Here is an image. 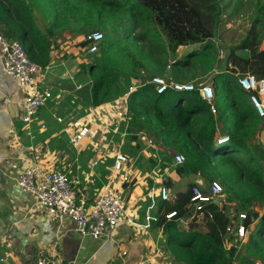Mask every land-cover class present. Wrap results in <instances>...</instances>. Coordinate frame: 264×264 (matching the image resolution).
Returning a JSON list of instances; mask_svg holds the SVG:
<instances>
[{"label": "trees", "instance_id": "1", "mask_svg": "<svg viewBox=\"0 0 264 264\" xmlns=\"http://www.w3.org/2000/svg\"><path fill=\"white\" fill-rule=\"evenodd\" d=\"M226 4L224 0H0V24L5 27L7 37L22 43L31 60L43 67L51 62L50 53L59 45L57 35L63 34L60 22L69 24L74 20L71 30L86 36L97 31L104 34L100 51L89 65L82 66L91 74V84L76 90L69 98L76 104L81 102L85 110L122 96L132 79L140 78L142 71H149L150 56L139 47L146 34L136 35L130 41L141 18H149L167 38L168 49L176 55L172 67L177 72L192 68L197 76H206L217 69L213 40ZM128 24L131 28L127 37L115 40ZM54 28L58 34L50 35L55 39L48 34ZM194 45L202 47L177 60L179 48ZM82 46L86 47L87 42ZM130 46L136 47V51ZM237 73L264 78L261 0L245 38L230 48L225 68L213 78L215 113L198 91L168 89L159 94L151 79L143 81L130 95L128 108L132 119L118 127L120 152L136 158L139 170L165 169L174 165L175 155L182 154L186 161L176 168L180 175L201 176L206 184L202 189L205 194H210L213 182H219L224 196L230 197L220 205L204 204L195 212L185 233L179 230L178 221L190 212L194 205L193 188L199 185L191 184L173 200L160 204L164 205V212L159 223L164 222L167 241L183 239L180 241L183 248L172 249L181 264H264V212L257 209L264 207V143L257 137L264 132V116H259L252 106ZM72 110H60V116L71 114ZM85 115L84 111L80 114ZM220 136L229 137V141L219 145ZM148 141L161 147L159 151L152 150L156 158L139 156L148 147ZM134 184L132 180L125 186ZM169 213H176L171 221L167 219ZM241 214H246L245 220L239 219ZM258 220L241 248L244 251H227L226 242L237 240V226L242 222L250 229ZM199 223L208 229L206 236L197 232Z\"/></svg>", "mask_w": 264, "mask_h": 264}, {"label": "crops", "instance_id": "2", "mask_svg": "<svg viewBox=\"0 0 264 264\" xmlns=\"http://www.w3.org/2000/svg\"><path fill=\"white\" fill-rule=\"evenodd\" d=\"M40 25L45 24L41 21ZM52 32L57 35V28L48 31L50 37ZM57 36L59 45L50 53L51 62L42 66L45 71L39 79L40 90H49L53 99L38 112L32 124V136L27 135L22 121L27 90L4 73L0 53V171L4 177H0V264H38L42 258L53 257L56 264H181L172 249L183 248L180 242L183 239L169 243L164 222L159 223L164 212L160 190L166 187L168 200H173L191 184L205 189L204 179L198 175H180L175 165L141 171L136 167L138 160L131 157L122 171L116 172L114 158L122 146L115 133L120 126L117 111L123 103L119 99L127 91L110 103L85 110L81 102L76 104L70 100L76 90L91 84L92 76L82 66L89 65L94 58H90L82 46L86 35L68 29ZM182 48L177 52V60L190 54L181 53ZM213 74H217V69L206 76H197L192 69L177 82L213 87ZM202 79L211 80L212 84H200L202 82L198 81ZM78 85L83 87L78 89ZM71 108V114L60 116V110L67 112ZM83 111L86 115L81 117ZM80 125H88L95 138L74 147L70 136ZM257 137L264 143L263 131ZM95 147L99 148L100 155H95ZM153 150L159 151L161 147L155 144ZM144 155L157 157L152 150ZM95 161L99 163L92 167ZM34 162H39L45 170L67 173L72 185L91 203L107 185L114 186L124 196L128 215L109 237L100 239L83 236L68 218L55 221L38 210L32 196L17 187L13 180ZM132 180L135 184L126 187ZM194 214L189 212L178 221L181 232H188ZM171 220L173 218L168 219ZM258 224L259 221L250 228L248 240ZM197 232L206 236L208 229L199 223Z\"/></svg>", "mask_w": 264, "mask_h": 264}, {"label": "built area", "instance_id": "3", "mask_svg": "<svg viewBox=\"0 0 264 264\" xmlns=\"http://www.w3.org/2000/svg\"><path fill=\"white\" fill-rule=\"evenodd\" d=\"M104 39L102 32H93L85 36L84 42L87 46L84 50L89 55H94L100 51L101 43ZM0 53L3 62V71L11 77L19 87L27 90L24 101V112L22 121L26 125L27 135L32 136L34 123L38 112L53 99L49 90H40V75L45 69L39 63L31 60L24 45L9 39L5 33V27L0 24ZM239 84L242 89L249 94L250 102L259 116H264V78L258 79L251 73H237ZM158 93H164L168 89L178 92L198 91L204 101L210 105L215 113L214 107L215 91L211 85L196 87L193 83H173L165 79L156 77L151 80ZM140 81L132 79L131 85L121 100L123 103L118 108L119 124L123 121H130L132 115L128 108L129 97L140 88ZM83 86L78 85L81 89ZM62 121V119H59ZM115 133H117L115 131ZM95 138L94 131L88 125H80L70 136V144L78 147L83 141ZM229 141V137L218 140L219 145ZM155 148L153 141H148V147L139 156ZM95 155H100L99 148H94ZM114 169L116 172L122 171L123 167L130 162V157L118 152L114 158ZM186 159L182 154L174 157V165L181 166ZM98 161L92 163V167L98 165ZM14 182L24 191L32 196L35 207L51 216L55 221H63L68 218L75 224V229L85 237L100 239L109 237L118 223L125 220L128 215L127 203L122 193L112 185H107L100 193L99 197L92 203L80 193L78 188L72 185V181L67 173L60 170H45L39 162L32 163L23 172L14 177ZM210 194H205L200 186L193 188L192 202L194 205L201 204L196 208L200 209L204 204L211 203L216 197L224 196V189L219 182H213L210 187ZM160 194L164 200L169 199V191L162 187ZM176 213H170L167 218H173ZM241 221L246 219V214H241ZM249 230L242 222L236 228L237 240L234 243L227 241L225 248L230 252H238L243 244L248 241ZM232 231V228H229ZM55 257L42 258L38 264H56ZM257 264H261L257 262Z\"/></svg>", "mask_w": 264, "mask_h": 264}, {"label": "rangeland", "instance_id": "4", "mask_svg": "<svg viewBox=\"0 0 264 264\" xmlns=\"http://www.w3.org/2000/svg\"><path fill=\"white\" fill-rule=\"evenodd\" d=\"M261 2L264 3V0H261ZM224 3H227L226 5L228 6L225 8L217 36L213 40L215 45L214 50L216 51L214 54L217 55V61L219 64V67L217 68L218 72H221V70L225 68V62L230 48L239 45L245 38L246 33L252 23L253 17L255 16L259 0H224ZM60 24V31L64 33L68 29H72L73 25H75V22L74 20H71L69 24L62 22H60ZM130 28L131 24H128L124 32H120L116 35L115 40L119 41L127 37V33ZM143 33H145L146 36L142 41H140L139 47L142 48L140 49L143 51V53L150 56V64L148 66L149 71H142L139 74L140 78L137 80L140 81V85L144 83L143 81H149L156 77L163 78L170 83H178L177 80H180V78H185L189 73L192 72V68H185L180 72H177L175 69H173V60L175 59L176 55H173L170 52L168 49L169 47L167 38L164 36L161 30L149 20V18H141L139 20L138 27L135 28L133 34L130 36V41H133L136 35H141ZM201 47V45H194L188 48L183 47L180 52L182 53L186 51V54H188L193 51H199ZM130 48L133 51H136L137 49L136 47L131 46ZM94 56L95 55H89L90 58ZM90 61L92 62L93 60L90 59ZM198 82H202L200 84H212L211 80L206 79H202ZM115 108H117V106H115ZM257 209H261V213L264 212V207H258ZM243 251L244 249L241 250V252Z\"/></svg>", "mask_w": 264, "mask_h": 264}, {"label": "water", "instance_id": "5", "mask_svg": "<svg viewBox=\"0 0 264 264\" xmlns=\"http://www.w3.org/2000/svg\"><path fill=\"white\" fill-rule=\"evenodd\" d=\"M0 177L4 178L3 175H2V171H0ZM229 199H230L229 196L216 197L214 200L211 201V204L220 205L221 203L226 202ZM200 206H201V204L193 205L190 212L194 214L195 211H196V208H198Z\"/></svg>", "mask_w": 264, "mask_h": 264}]
</instances>
